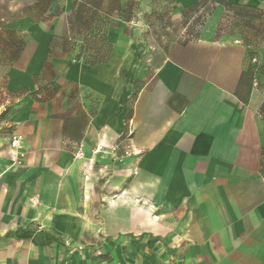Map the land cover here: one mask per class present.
Returning a JSON list of instances; mask_svg holds the SVG:
<instances>
[{
	"label": "crops",
	"instance_id": "obj_1",
	"mask_svg": "<svg viewBox=\"0 0 264 264\" xmlns=\"http://www.w3.org/2000/svg\"><path fill=\"white\" fill-rule=\"evenodd\" d=\"M73 6L66 30L10 28L31 39L5 66L0 264H111L147 232L177 264H264V122L244 46L209 30L154 64L110 28L102 60L76 59L59 44Z\"/></svg>",
	"mask_w": 264,
	"mask_h": 264
},
{
	"label": "rangeland",
	"instance_id": "obj_2",
	"mask_svg": "<svg viewBox=\"0 0 264 264\" xmlns=\"http://www.w3.org/2000/svg\"><path fill=\"white\" fill-rule=\"evenodd\" d=\"M183 1L187 0H120L123 5L122 14L113 11L114 0H100V7L104 10L101 15L109 14L107 31L110 28L120 29L126 35L142 40L149 48L147 55H150L154 64L167 55L174 45L185 46L208 38L209 30L212 31L211 38L215 40L244 46L247 74L255 83L259 113L264 122V7H257L259 11L249 12L233 10L216 4L213 0H198L199 5L188 10ZM77 3V0H0V24L5 30L15 28L20 31L31 24L25 18L32 16L34 18V22L31 20L32 23H40V19L46 18L47 26H54L59 31L66 30L68 13H65V10L72 4L75 7ZM0 34V105L5 104V109L0 108V133H5L8 129L5 121L12 106V101L7 103V100L13 97L5 88L8 77L5 66L12 64L13 61L8 59L6 54L12 52V49L15 50L11 46L7 47V43L9 40L18 41L21 36L27 44L31 37L17 33L14 38L5 31ZM70 36L77 38V41H71L70 45L74 51L73 56L76 57L84 50L81 48L84 45V38L72 32ZM3 50L6 53H3ZM135 95L134 93L130 102L134 100ZM11 146L15 150L20 147L13 142ZM85 169L87 179H92L93 166ZM106 172L105 170L102 176ZM100 183L102 185L103 180ZM147 233L134 235L133 238H136L134 241L128 238L126 244L120 241L123 249L119 255L122 257L116 256L117 260L111 264H177L170 253L171 246L158 245L156 236L152 239ZM98 248L99 256L102 259L105 257L103 261L107 263L110 253L103 252L104 245ZM129 248L132 255H129L130 260L125 261ZM145 249L147 252L143 253Z\"/></svg>",
	"mask_w": 264,
	"mask_h": 264
},
{
	"label": "trees",
	"instance_id": "obj_3",
	"mask_svg": "<svg viewBox=\"0 0 264 264\" xmlns=\"http://www.w3.org/2000/svg\"><path fill=\"white\" fill-rule=\"evenodd\" d=\"M77 5L73 8V11L69 17V28L72 33L75 35H82L84 45L81 48L84 50L77 55L75 58L79 59L84 57L86 61H100L106 56L108 49L110 47V43L107 40V24L109 14L101 15L103 9L100 7V0H77ZM200 1V0H199ZM199 1L194 5L188 6V10H191L197 7ZM216 4H222L227 8H231L233 10H247L249 12L259 11L257 7L253 6H242L239 4H234L227 2L225 0H213ZM115 5L113 11L122 14L123 5L120 0H114ZM1 28V24H0ZM2 29V28H1ZM10 36L16 37L17 33L13 29L5 30ZM1 36V34H0ZM77 41L76 37H70V39L62 38V45H71V41ZM69 41V43H67ZM26 43L23 40V37L19 36V40L12 41L9 40L7 43V47H13L12 52L8 54V59H16L22 50L24 49ZM73 45V44H72ZM3 53L6 51L3 50ZM5 55V54H4Z\"/></svg>",
	"mask_w": 264,
	"mask_h": 264
},
{
	"label": "built area",
	"instance_id": "obj_4",
	"mask_svg": "<svg viewBox=\"0 0 264 264\" xmlns=\"http://www.w3.org/2000/svg\"><path fill=\"white\" fill-rule=\"evenodd\" d=\"M19 140H20V138L15 137V139H14V141H13V144H14V145H19Z\"/></svg>",
	"mask_w": 264,
	"mask_h": 264
}]
</instances>
